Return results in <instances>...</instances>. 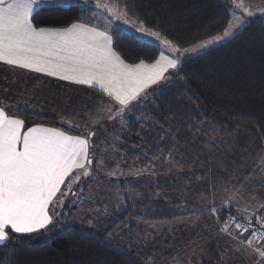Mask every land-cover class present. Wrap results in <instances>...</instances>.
Returning <instances> with one entry per match:
<instances>
[{"label": "trees", "instance_id": "16d2710c", "mask_svg": "<svg viewBox=\"0 0 264 264\" xmlns=\"http://www.w3.org/2000/svg\"><path fill=\"white\" fill-rule=\"evenodd\" d=\"M107 1L121 10L127 20L178 41L180 48L222 33L232 15L228 10L229 0ZM80 4L83 0L68 9H42L33 23L37 28H63L73 22L97 25L93 17L95 4L83 8ZM109 32L115 40L112 48L125 63L135 64L141 59L152 63L161 52L155 43L122 28H110ZM182 59L179 71H173L169 81L159 83L144 94L151 120L149 125H141L137 117V109L142 104L140 99L129 109L130 121L126 123L124 117L118 121L120 126L125 125V135L122 134L125 147L116 144L113 154L123 156L125 164L134 165L151 164L156 156L163 161H171L173 171H178L189 185H197L198 189H220L231 182L234 168L239 163H249L258 155H264V18H252L247 27L234 37ZM8 112L25 123L81 133L63 126L52 116L23 108ZM113 127L116 125L105 129L110 133ZM228 143H241L240 162L232 157L236 155V149L225 146L230 145ZM94 171L92 167L91 172ZM94 176L96 180L100 178L99 174ZM150 176H153L150 172L138 177L123 176L119 183L111 181L112 187L127 192L174 189L175 181L166 175L156 185L148 183ZM213 206H219L221 211L214 214ZM213 206L204 204L184 208L177 202L163 199L126 197L116 202L114 210L108 209L100 217L92 214L87 219H79L69 213L66 218L61 215L55 218L56 222L49 225L47 231L23 235L10 233V239L5 245H0V261L6 253L14 252L11 264H150L148 256L137 254L138 248L134 243L126 247L112 243L111 238L122 231L127 240H138L137 235L141 239L152 234V226L147 228V225L180 223L176 221L192 220L193 217L212 219L209 220L212 227L213 218L223 227L229 216L242 221L252 219L233 206ZM252 223L257 224V221L252 219ZM137 224L139 234H136ZM132 227L133 231L130 230ZM50 230L52 232L48 235ZM129 232L130 238L127 237ZM258 232L260 237L249 232L243 239L261 238L263 229ZM220 238L229 241L233 249L240 240L239 235L234 240ZM237 256V262H230V254L225 259L221 258L223 260L201 259L198 264H242L240 261L254 264L249 255L238 253ZM257 262L259 264V259Z\"/></svg>", "mask_w": 264, "mask_h": 264}, {"label": "snow or ice", "instance_id": "6c2138e0", "mask_svg": "<svg viewBox=\"0 0 264 264\" xmlns=\"http://www.w3.org/2000/svg\"><path fill=\"white\" fill-rule=\"evenodd\" d=\"M78 3L79 0H0V62L77 84L98 86L115 102L101 110L112 122L122 120L125 113L134 107V102H138L141 94L151 86L169 81L172 72L179 71L183 57L234 37L247 27L252 18H264V8L251 10L245 6L244 0H229L228 10L232 19L223 32L183 49L178 41L174 42L160 32L137 29L144 36L160 41L175 58L161 51L151 64L143 59L128 64L113 51L114 37L97 27L73 22L63 28H37L33 23L42 9H68ZM93 3L96 9H106L109 13L113 11L107 0H83L80 6L83 8ZM124 14H127L126 11ZM8 107L14 108L15 105ZM97 122L93 120V124ZM24 124L22 119L9 117L5 107L0 106V245H5L10 233L23 235L47 231L49 225L56 222L49 214V206L61 193L66 178L74 170H83V176L91 175L93 131H89L87 136H72L41 126L22 131ZM96 163L100 166L103 161ZM115 174V171L108 173L109 176ZM80 178L77 175L68 184V191L60 196L61 205L64 196ZM224 203L230 206V201ZM212 210L216 214L221 208L213 206ZM237 211L248 212L257 224H253L252 219H247L244 224L237 223L235 217L229 216L220 230L227 232L228 225L234 223L239 242L251 246L252 240L245 241L243 237L249 232L264 229V217L259 215L260 211H264V201L250 212L248 209ZM60 215L62 213H56V217ZM241 229L243 231H239ZM232 238L237 239V236ZM261 243L264 245V237H261ZM236 250L239 251V247ZM254 251L259 264H264V249L257 247ZM12 255L14 252L6 253L0 264H11Z\"/></svg>", "mask_w": 264, "mask_h": 264}, {"label": "rangeland", "instance_id": "374dc122", "mask_svg": "<svg viewBox=\"0 0 264 264\" xmlns=\"http://www.w3.org/2000/svg\"><path fill=\"white\" fill-rule=\"evenodd\" d=\"M107 2L113 11L109 13L106 9H96L93 17H95L94 19H96L95 21L97 25L104 28L119 27L134 33L139 38L143 37L142 39L155 43L161 51H164L165 55L175 58L170 49L164 48L160 41L153 37L143 35V32H147L148 29L132 20H127L121 10H119L113 3L109 1ZM244 3L245 6L249 7L251 10L264 8V1L244 0ZM236 14L239 15V13ZM230 19H232V15ZM125 21L127 23H125ZM137 29H143V32H138ZM216 44H213L208 48ZM206 49H202L199 52ZM82 98L86 102L91 101L87 97ZM140 100L142 104L140 108L137 109L139 116L136 115V112L135 116L138 117L141 125H149L151 120L149 119V112L146 107V97L142 95ZM135 103L137 102H134V104ZM62 109L63 106L61 107V110ZM77 110L84 114L82 115L84 119L91 117L92 111H87L86 109L81 110L79 108ZM129 112L130 111L128 110L123 116L125 121H127L126 123L130 121ZM94 115L95 114H92V116ZM119 120L120 119H117L115 122L106 120L101 124L100 128L104 127V136L102 135L100 138H95L92 142V148L93 150L101 153L100 158L103 163L100 166H97L94 165L95 163L93 162L92 167L95 168V171L91 172L90 176H83L82 172L76 171L66 180L65 184L61 186V193L57 194V197L54 198V203L51 204L50 207V213L54 219L60 218V216L56 217L57 212L62 213L61 216L65 218L69 213L79 219H87L92 214L100 217L104 215L108 209L110 211L114 210L116 202H118V200H124L126 197L130 199H163L169 202H177V205L184 208L204 204L212 206L226 205L224 202L230 201V206H233L235 209H248L249 212L256 207L258 203L264 201V155H258L256 159L250 161L249 163H239L237 165L238 167L234 168V177L228 185H223L220 189H198L197 185H189L190 183L187 182L188 180L185 181L180 176L178 171H173L171 161H163L155 156L151 164H125L123 156H117L115 153L113 154L114 148L117 147L116 144L120 143L118 147H125V136L122 138V134L125 135V129H123L125 125L120 126L118 123ZM89 123L91 122H87V124ZM113 125H116V127L111 128L109 133L105 128ZM76 128V130L79 129L78 131H80L83 127L76 124ZM225 146L236 149L234 152L236 155L234 154L232 157H235L236 161L240 162L239 147L241 146V143L238 145L225 144ZM112 171H115L116 174L109 176L108 173ZM149 172L153 175L147 178L149 184L156 185V183L161 180L162 176L166 175L169 180L175 181V184L173 185L174 189L170 188L171 190H167L166 192L149 190L127 192L112 187L111 181L113 180H117L119 183V181L123 180V176L138 177L143 173L149 174ZM93 173L99 174L100 178L96 180ZM74 175H79L84 178H81L79 181L74 183L76 185L72 186L71 191L67 196H64V203L61 205L60 196L63 195L65 191H68V184L74 180ZM114 176L118 178H114ZM72 193H76L77 195H72ZM240 212L245 216L250 217L248 212ZM259 215L264 217V211H260ZM209 220L211 221L212 219L193 217L192 220L189 218L186 220L176 221L180 223L167 222L152 225H147L148 223H145L144 225H147V228L148 226H152L151 230L153 232L151 235L144 238L142 237L141 239L139 238L140 236L137 235L136 239L138 240L131 239L130 241L126 239V236L122 234V231H118L115 238H111V241L114 244L121 243L126 247L131 246L134 243L138 248L137 254L141 257L148 256L150 264H198L201 259L216 261L221 258L225 259L230 254H232L231 259H234L231 260L229 258L230 262H237L238 251H234V249H237L238 246L235 245L236 248L233 249L229 241L225 242L222 238H220V236H218L215 232V228L211 226V222ZM206 223H208V226ZM229 226L231 227L228 229L230 236L233 237L235 234H238V230H234L233 228V223H230ZM138 229L139 226L137 224L136 234H139ZM130 230L133 231V227ZM51 232L52 231L50 230L47 234L49 235ZM127 234H129L127 237L130 238V232ZM145 234L148 235V233ZM262 237H264V233ZM36 240L41 241L39 238ZM251 240L252 245L249 246L252 249L251 252L245 251L246 249L243 248V250L239 248V251H241V254H245L246 256L249 255L248 257L252 258L253 263L258 264L257 259L259 258L255 254L254 250L257 247L264 249V245L261 243V238L255 239L251 237ZM238 244L241 243L239 242ZM245 246L248 245L245 243ZM240 263L245 264L246 262L240 261Z\"/></svg>", "mask_w": 264, "mask_h": 264}, {"label": "crops", "instance_id": "0c3cea01", "mask_svg": "<svg viewBox=\"0 0 264 264\" xmlns=\"http://www.w3.org/2000/svg\"><path fill=\"white\" fill-rule=\"evenodd\" d=\"M77 23L86 24L82 22ZM88 26L97 27L100 31H106L110 35V28H104L100 25ZM154 86L156 85H153L150 88ZM149 89H147L146 92ZM144 94L145 93L141 94V96ZM82 97H87L91 101L86 102ZM110 103L115 104V102L103 93L98 86L91 87L89 85L77 84L72 81L62 80L57 76H49L45 73H37L29 69H23L0 62V106L5 107L6 114L9 117L20 119L11 115L8 111L23 108L36 114L52 116L63 126L74 130L77 129L76 124L83 127L79 131L81 133L77 134L60 127L39 123H25L22 131H27L28 128L34 126L57 129L72 136H87L89 131H93L95 133L92 139L93 142L95 138H100L102 135L104 136V127L100 128V126L107 120V117L106 114L100 110ZM9 105H15V107H8ZM62 106L63 109L61 110ZM78 108L81 110L86 109L87 111H92V114L95 115L92 116L91 114V117L84 119V117H82L84 114L79 112L77 110ZM94 119L98 121L97 124H93ZM87 122L91 123L87 124ZM18 147H22V145H18ZM90 152L91 154L93 153V162L97 165L96 162L102 160L100 158L101 153L93 150V148L90 149ZM91 170L92 166L89 167L90 172ZM76 171L82 172L83 170H74V172ZM70 176L67 177L66 180L70 178ZM75 176L76 175H74V178ZM81 178L83 179L84 177ZM75 185L76 184H73L72 186ZM50 207L51 205L49 206V214L51 215ZM212 222L214 224L213 228H215V232L218 235L227 240H234L232 236H230L229 230L227 232H222L220 230L223 226L217 222L215 218H213ZM237 246L241 250L246 249L245 251L249 252L252 250L249 246H245V243L237 244ZM234 251H236V249ZM240 252L241 251H238V253Z\"/></svg>", "mask_w": 264, "mask_h": 264}, {"label": "built area", "instance_id": "2783aa9c", "mask_svg": "<svg viewBox=\"0 0 264 264\" xmlns=\"http://www.w3.org/2000/svg\"><path fill=\"white\" fill-rule=\"evenodd\" d=\"M236 222L237 223H241V224H244L245 223V221L238 220V219H236ZM241 230L243 231V229H241ZM255 234H256L257 237H260L261 236V233H259V232H256Z\"/></svg>", "mask_w": 264, "mask_h": 264}]
</instances>
